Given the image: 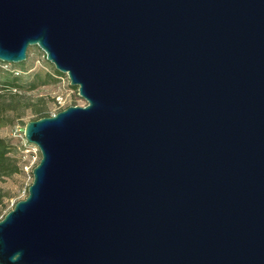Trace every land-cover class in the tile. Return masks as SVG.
<instances>
[{"label":"water","instance_id":"95a60500","mask_svg":"<svg viewBox=\"0 0 264 264\" xmlns=\"http://www.w3.org/2000/svg\"><path fill=\"white\" fill-rule=\"evenodd\" d=\"M87 105L26 124L0 264H264V0H0Z\"/></svg>","mask_w":264,"mask_h":264},{"label":"rangeland","instance_id":"374dc122","mask_svg":"<svg viewBox=\"0 0 264 264\" xmlns=\"http://www.w3.org/2000/svg\"><path fill=\"white\" fill-rule=\"evenodd\" d=\"M20 63H26L25 67L29 69V73L36 71L53 73L55 68L38 46L29 47L27 59ZM14 64L18 63H7L2 67L10 69ZM25 86L24 96L20 99L13 100L7 95L0 98L1 108L8 109L13 118L12 123L1 128V135L17 150L21 165L19 173L0 179V220L18 201L28 196L29 186L34 180L33 169L41 160V151H37L39 147L24 139L26 124L36 118V110L46 106L52 116L72 105H87V101L79 95L78 87L71 85L69 76L65 73L56 75L55 81L41 85L35 90L29 89L28 85ZM12 106L13 110L10 109Z\"/></svg>","mask_w":264,"mask_h":264},{"label":"trees","instance_id":"16d2710c","mask_svg":"<svg viewBox=\"0 0 264 264\" xmlns=\"http://www.w3.org/2000/svg\"><path fill=\"white\" fill-rule=\"evenodd\" d=\"M4 64L7 63L0 61V98L7 95L13 100L20 99L24 96L23 90L26 87L25 85H28L29 89L35 90L41 85H47L55 81L56 75H60L61 73L56 68L53 69V73L43 71L29 73V69L25 67L26 63L14 64V67L10 69H4L2 67ZM1 105L0 103V179H3L4 177H10L19 173L21 165L17 150L10 141L1 135V128L13 121L11 113L8 112L9 110L6 108L2 109ZM10 109L13 110V106ZM35 113L36 118L34 120L51 116L46 106L37 109Z\"/></svg>","mask_w":264,"mask_h":264},{"label":"built area","instance_id":"2783aa9c","mask_svg":"<svg viewBox=\"0 0 264 264\" xmlns=\"http://www.w3.org/2000/svg\"><path fill=\"white\" fill-rule=\"evenodd\" d=\"M24 139H25V137H24ZM37 151H39V152H40V149H39V148H37Z\"/></svg>","mask_w":264,"mask_h":264}]
</instances>
